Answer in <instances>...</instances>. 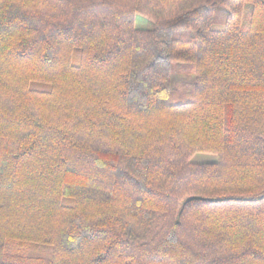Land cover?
Instances as JSON below:
<instances>
[{"label":"trees","instance_id":"trees-1","mask_svg":"<svg viewBox=\"0 0 264 264\" xmlns=\"http://www.w3.org/2000/svg\"><path fill=\"white\" fill-rule=\"evenodd\" d=\"M0 264H264V0H0Z\"/></svg>","mask_w":264,"mask_h":264},{"label":"rangeland","instance_id":"rangeland-1","mask_svg":"<svg viewBox=\"0 0 264 264\" xmlns=\"http://www.w3.org/2000/svg\"><path fill=\"white\" fill-rule=\"evenodd\" d=\"M226 15L219 8H215L214 10V19L213 23L215 26H221L225 23ZM134 26L137 28H145L149 29L153 27V21L142 14L136 13L133 18ZM174 38L186 39L191 37V34L187 30H183L181 28H176L171 32ZM170 76V85L176 87L175 90L170 93V102H179L184 99H187L193 93V82L194 75L193 73H189L187 71H182L178 64H172L169 70ZM32 87L36 88H47L48 84L43 82H33L31 84ZM216 155L207 152H196L190 158V161L193 162H203V161H215Z\"/></svg>","mask_w":264,"mask_h":264}]
</instances>
